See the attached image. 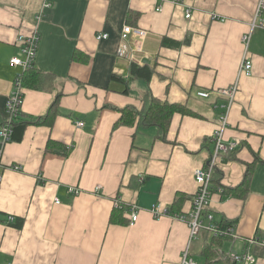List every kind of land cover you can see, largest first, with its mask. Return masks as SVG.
Wrapping results in <instances>:
<instances>
[{"label": "crops", "instance_id": "crops-1", "mask_svg": "<svg viewBox=\"0 0 264 264\" xmlns=\"http://www.w3.org/2000/svg\"><path fill=\"white\" fill-rule=\"evenodd\" d=\"M257 1L0 0V121L21 72L9 65L16 39L35 28L34 68L49 77L23 87L21 112L26 120L43 117L57 103L53 122L28 123L20 142L0 147V222L23 219L20 229L0 224V264H180L189 228L177 216L191 210L194 173L212 150L218 91L236 79L223 140L238 146L216 164L220 182L209 207L235 233L212 248L264 264V12L262 26L250 30ZM127 26L146 34L124 37ZM100 33L108 38L98 41ZM164 38L181 46H162ZM245 54L251 74L238 77ZM132 63L148 66L150 80L128 79ZM146 95L185 111L173 114L164 138L137 119L116 125L120 110L140 111ZM248 166L247 186L238 188ZM116 199L137 207L134 225L123 211L110 222ZM154 207L170 214L156 218ZM213 236L201 230L190 244L196 264H204Z\"/></svg>", "mask_w": 264, "mask_h": 264}, {"label": "built area", "instance_id": "built-area-1", "mask_svg": "<svg viewBox=\"0 0 264 264\" xmlns=\"http://www.w3.org/2000/svg\"><path fill=\"white\" fill-rule=\"evenodd\" d=\"M177 2V0H174ZM45 8L49 7V4L44 5ZM264 12V0H258L255 8L254 20L251 24L250 30L252 31L256 25L262 26L260 23L261 15ZM192 12L188 9L185 12V19H190ZM40 16L36 18L38 21ZM124 37L126 35H131L134 37L142 38L145 36L146 31L139 28L124 27L122 31ZM250 35H245L242 38L243 43L247 46L249 42ZM108 38L107 34L100 33L96 36L98 41L105 40ZM40 36L38 34L37 28H35L29 35H18L16 39V45L18 48V53L12 57L9 61V65L14 68H19L21 72L16 76L13 89L8 96L4 119L5 123L0 126V147L5 143L9 142L11 136V122L17 115L21 112V106L23 101V86H22V75L25 71L32 69L35 65V60L37 57V52L39 48ZM252 70V63L250 59L246 56H243L239 70L238 77L250 76ZM238 92V79L225 89L218 91V96L222 99L223 103L218 106L219 112L217 114L216 120L217 125L212 136L210 137V143L212 144V150L208 157L205 165L194 173V180L197 185L196 192L193 197L192 207L188 214H180L177 217L187 223L189 228V242L186 249L182 252L180 264H196L192 259L189 253L190 244L195 240L201 230H205L210 235L214 236H234L235 230L234 225H228L224 230L220 229V225L217 223L214 214L209 209L212 191H211V178L214 170L217 168L216 164L222 156H226L229 153H232L237 149L238 143H226L223 140V133L227 127L228 115L231 107L234 104L236 94ZM197 96L203 99L209 97L207 91L197 92ZM83 123L77 122L76 127L81 128ZM15 170H19L18 166L13 167ZM1 182V175H0ZM41 182V181H40ZM99 187H96V191ZM67 192L73 196L80 194V190L74 187H68ZM54 204L58 205L59 200L54 199ZM116 209H122L128 215V225H134L138 220V209L135 205H124L118 199L115 203ZM168 210L161 211L159 208L154 207L152 209V214L154 217L159 218L163 214H167ZM14 217L6 215L4 220L0 222L3 226H10L14 222ZM261 244L264 246V241H261ZM228 256L232 261L240 262L242 264H254L255 258L248 253H234L230 252ZM11 264V263H6Z\"/></svg>", "mask_w": 264, "mask_h": 264}, {"label": "trees", "instance_id": "trees-1", "mask_svg": "<svg viewBox=\"0 0 264 264\" xmlns=\"http://www.w3.org/2000/svg\"><path fill=\"white\" fill-rule=\"evenodd\" d=\"M184 43H188V40H185ZM162 46H166L169 48H178L181 46V43L174 42L168 39H162L161 42ZM152 75V70L148 66H138L135 64H131L128 70V79H141L144 81H149ZM47 75H44L40 73L39 71H36L33 67L32 69H29L25 71L22 75L21 81L22 86L26 87L28 85V81L31 80V82H38L43 83L48 80ZM112 79H115L114 76L111 77ZM121 80V79H119ZM56 106L57 103L54 102L50 108L48 109L47 113L43 117L33 118L26 120L25 115H23L22 112H20L15 119L11 122V136L9 139V142H20L23 137L24 130L26 128V125L28 123H35V124H50L53 122L54 118L56 117ZM122 115L120 117V120L116 123V125H132L135 120L137 119V123L141 127H150V126H156L159 130V137L164 138L166 135V132L168 130L170 120L174 113L177 112H185L183 109L180 108L178 105L174 104H168L166 102H162L151 95H146L143 99V106L140 111H137L135 108L127 107L125 109L120 110ZM5 123V119H1L0 126H2ZM236 151V150H235ZM235 151H233L230 154H233ZM250 171L251 167L248 166L247 172L245 174V178L241 185L238 188H241L243 186H247L248 179L250 177ZM211 178V191L212 193L216 190V187L219 186L220 177L217 176V170L215 169ZM237 188V189H238ZM237 189H229V193H233ZM226 191V189H224ZM223 192V190H222ZM227 192V191H226ZM179 198V197H178ZM119 211H122V209H115L113 211V214L110 217V222L114 223L115 216L119 213ZM167 214H170V211H167ZM216 218V217H215ZM14 222L10 225L14 228L20 229L23 225V219L22 218H14ZM1 219V221H3ZM220 225V229L224 230L228 225H232L231 222H224L223 220H218L217 222ZM227 236H213L212 241L209 242V244L202 250L201 256L204 257V264H242L240 262L232 261L229 258H223L220 257L219 254L212 248L214 245L213 243H216L214 240L218 241L223 240Z\"/></svg>", "mask_w": 264, "mask_h": 264}, {"label": "rangeland", "instance_id": "rangeland-1", "mask_svg": "<svg viewBox=\"0 0 264 264\" xmlns=\"http://www.w3.org/2000/svg\"><path fill=\"white\" fill-rule=\"evenodd\" d=\"M225 89V88H224ZM217 117V116H216ZM216 122H217V120H216Z\"/></svg>", "mask_w": 264, "mask_h": 264}]
</instances>
